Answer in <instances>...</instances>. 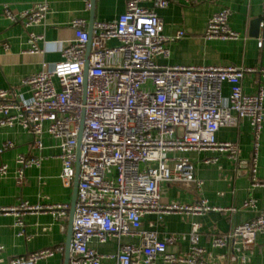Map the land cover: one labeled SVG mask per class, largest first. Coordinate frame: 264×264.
I'll return each mask as SVG.
<instances>
[{"label": "built area", "instance_id": "1", "mask_svg": "<svg viewBox=\"0 0 264 264\" xmlns=\"http://www.w3.org/2000/svg\"><path fill=\"white\" fill-rule=\"evenodd\" d=\"M150 2L151 6L145 3ZM187 4L197 0H184ZM169 0H128L126 11L116 21H96L92 37L87 21L75 18L72 40L64 44L63 59L53 68H43L26 77L28 99H18L11 89H0V125L21 124L33 136L32 149H42V136L49 133L59 148L62 169L60 179L72 186L78 172L77 202L72 221L69 264H101L113 257L115 264H212L200 244V224L193 223L188 235L170 233L162 238L156 230L144 229L143 218L155 213L159 220L170 213L204 214L211 210H232L212 206L206 199L192 204L164 202L162 184L174 183L201 189L203 180L195 174L194 162L183 153L214 150L238 160L234 141H218L221 127L236 126L247 118L253 126L250 177L253 186L264 185L258 179L257 163L260 134L264 123V88L246 93L242 79L246 73L264 76V65H171L159 58L169 56L168 43L184 36L163 33L158 9ZM5 16L26 27L41 24L49 5L39 2L30 9L13 12L5 4ZM231 11L223 8L211 15L204 37L235 40L239 33L229 23ZM41 35L30 33L28 53L41 51ZM117 44L110 46L109 42ZM264 34L258 39L263 47ZM85 71L87 82L85 84ZM223 83L231 92L222 95ZM7 142L0 148L12 147ZM42 158L20 154L16 181L21 185L28 167L39 166ZM218 157H205L215 164ZM0 164V178L8 173ZM255 198H247L244 208L255 209ZM67 203L27 201L0 207V213H13L15 225L25 235L24 215L51 213L55 219L67 216ZM264 234V211L245 223L236 224L228 234L213 237L215 247L233 245L251 248ZM140 238L139 244L120 243L116 255H104L90 246L96 239L104 243L113 237ZM189 239L186 253H170L167 247L182 238ZM0 245V253L3 250ZM63 246L34 251L26 256L0 259V264H37L63 252Z\"/></svg>", "mask_w": 264, "mask_h": 264}, {"label": "crops", "instance_id": "2", "mask_svg": "<svg viewBox=\"0 0 264 264\" xmlns=\"http://www.w3.org/2000/svg\"><path fill=\"white\" fill-rule=\"evenodd\" d=\"M128 0H0V89H11L18 99H28L30 88L23 80L43 68H53L63 59L62 50L66 41L72 40L74 30L71 21L83 18L87 30H92L96 21H116L127 9ZM46 2L49 12L38 25L26 27L22 22L10 21L3 12L7 4L13 12L30 9L32 5ZM151 6L150 2L145 3ZM223 8H229L230 26L239 33L235 40L207 39L204 37L211 15ZM163 21V33L176 35L180 30L184 36L168 43L169 56L159 58L163 64L171 65H237L255 67L264 65V45L258 46V39L264 34V25L253 22L264 16V0H197L187 4L184 0H169V5L158 9ZM41 35L38 46L41 51L28 53L30 33ZM116 40L109 42L110 46ZM246 93H256L264 88V76L258 72L246 73L242 79ZM231 92L229 83H223L222 95ZM253 126L247 118L239 120L236 126L221 127L216 132L218 141L238 143V160L230 159L226 153L208 150L183 153L194 162L196 176L203 180L201 189L185 188L174 183H163L164 202L176 201L192 204L206 199L212 206L236 208L232 210H211L204 214L170 213L159 220L155 213L143 218L144 229L156 230L162 238L170 233L188 235L193 223L200 224V244L210 256L212 264H264V234L257 237L251 248L243 249L228 245L215 247L212 239L228 234L236 224L245 223L264 211V185L253 186L250 177V159L253 145ZM32 134L21 124L0 125V148L11 142L12 147L0 152V164H7L8 173L0 178V207L30 204L67 203L70 208L74 199V183L65 186L60 173L62 164L57 157V141L47 132L42 136L43 148L32 149ZM23 154L42 158L39 166L28 167L21 185L16 181L17 157ZM205 157H218L215 164L204 163ZM258 179L264 181V123L260 134V148L257 163ZM256 199V208L243 207L247 198ZM70 209L67 216L55 219L51 213H28L24 215L25 235H19L21 227L15 225L13 213H0V245L4 248L0 259L26 256L34 251L63 246V252L40 260L37 264H66V243L70 224ZM120 243L139 244L140 238L113 237L101 243L96 239L90 246L104 255H116ZM189 239L182 238L167 247L170 253H186ZM69 264V262H68ZM101 264H115L113 257L104 258ZM156 264H167L158 259Z\"/></svg>", "mask_w": 264, "mask_h": 264}, {"label": "water", "instance_id": "3", "mask_svg": "<svg viewBox=\"0 0 264 264\" xmlns=\"http://www.w3.org/2000/svg\"><path fill=\"white\" fill-rule=\"evenodd\" d=\"M253 24L255 25H259V24H263L264 25V16H259L254 22ZM89 35L90 38L92 37V30L89 31ZM87 71H85V84L87 82ZM78 172H79V168L77 166V173L74 179V188H75V193H74V199L72 201V205L70 208V224H69V229H68V238H67V243H66V255H67V263L69 262V253H70V247H71V239H72V221H73V217H74V211H75V206H76V202H77V187H78Z\"/></svg>", "mask_w": 264, "mask_h": 264}]
</instances>
